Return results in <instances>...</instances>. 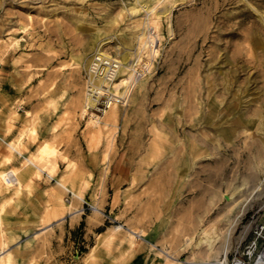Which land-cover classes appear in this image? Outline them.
Segmentation results:
<instances>
[{
  "label": "rangeland",
  "instance_id": "obj_1",
  "mask_svg": "<svg viewBox=\"0 0 264 264\" xmlns=\"http://www.w3.org/2000/svg\"><path fill=\"white\" fill-rule=\"evenodd\" d=\"M136 1L0 0V172L24 163L7 146L19 138L24 156L47 142L55 165L18 192L0 183L9 264H251L264 244L243 230L264 219V0H184L159 17L128 104L93 127L83 63L105 44L130 65L147 17ZM234 186L257 188L225 213ZM53 195L73 213L51 224ZM204 228L220 233L215 252L195 246Z\"/></svg>",
  "mask_w": 264,
  "mask_h": 264
},
{
  "label": "bare ground",
  "instance_id": "obj_2",
  "mask_svg": "<svg viewBox=\"0 0 264 264\" xmlns=\"http://www.w3.org/2000/svg\"><path fill=\"white\" fill-rule=\"evenodd\" d=\"M142 1L144 2L143 4H141ZM155 2H156V5H154ZM183 2H184V0H141L140 2L136 1L134 3V6L131 7V11L128 9L130 14L137 15L140 12L139 10H141L145 13V15L147 17H145L146 22L143 23L144 32L142 31L141 34L137 36L138 47L136 48V52L134 53V57H132V59L130 58L131 59L130 65L128 64V62H124V61L118 59V61L120 63V67H119V70H118L115 78L111 82H106L102 78H96L95 79V86L98 88H101V86H106L109 88L111 86L117 87V86L124 85V84L126 85L128 83V81H130L133 78L135 66L137 64H139L143 59H145V61L142 64H147V66H149L151 63L150 59H153V57H155L157 55L158 48H159V45H158V43H159V36L158 35L159 34L155 33L157 30V24H158L159 17L169 18L170 14L172 13V10L178 4H181ZM138 7H140V8L138 9ZM258 18H259V20L264 22V16H262L261 13L258 15ZM170 30L171 29L169 26L168 31H170ZM108 40H106V41H108ZM103 45H105V44H102V46L97 48L94 51V53H92V55L90 57L85 59L83 65H84V69H85L86 73L89 70V66H90L91 60H92L94 55L100 54V55H104V56H109V54L102 51ZM96 98H97V96H95L93 101H96ZM77 105H79V104H77ZM84 112H85V109H84ZM80 116H81V114H80ZM83 116H84V114H83ZM87 116H88V120L91 122L92 126L97 127L100 124L101 120H104V123L109 122V121H115L117 118V107H115V106L111 107L109 110H107L105 112V114L103 116L92 115L89 113L87 114ZM259 122H261V120ZM201 142H202L201 145L205 144L204 143L205 141H201ZM262 145H264V140H262ZM7 146L9 147L10 150L19 154V156L23 157L24 163H22V165L19 168L12 167L8 171L0 172V183L2 185H5V188L9 189L10 187H15V190H16L15 192H18L21 190L23 184L30 183L35 178H37V179L40 178V176L43 173L46 174L49 178L53 177L54 169H55V165L52 162V157L54 156V148L52 146H50L47 142L40 145L37 152L34 154H31V156H24L23 155V152L21 149V146H22V139L21 138L17 139L16 141H12V142L8 143ZM191 150H192V160L195 162L200 156L201 148L198 146V144H192ZM7 153H8V155L6 154L7 156H5V161L9 162L11 152L7 151ZM262 164H264V163H262ZM261 170H262V172H264V169H261ZM201 172L202 171H198V168L196 167L192 174H194L195 176L198 177V174ZM56 184L60 187V189L62 188V190H68L65 187V185L57 179H56ZM231 187L233 188V186H231ZM256 188H257L256 186H254V187L252 186L250 188L251 192L249 191L250 192L249 194L247 192L240 193V191H239L240 188L238 186H236L231 192L228 190L230 193H228L225 196H222L223 198L220 199V200L223 199V201H224L225 206L224 205L223 206L225 209L224 210L225 213L226 212L229 213V211L235 205H237L240 202H242V206H243V204H245V202L248 201L250 195H252V193L254 192V190H256ZM228 189H229V187H228ZM72 195L75 198L80 199V195L78 196V194L73 193V192H72ZM53 201L57 203L56 207L54 209H52V211L49 209L46 210V214L51 213V215H52L53 220H52V222H50L51 224L53 222L61 221L64 219L65 215H71L73 213V212H71V210H72L71 205L72 204L65 203V200L58 197L57 195H53ZM65 212H66V214H65ZM225 213H223L222 215H224ZM240 215H241V211L234 217V219L233 218L232 219L231 218L225 219L223 226H225V227L227 226L229 229V227L231 225H234L236 223V221H237L236 218H238V216H240ZM50 223H47L45 226L50 225ZM251 225H253L255 227V229L259 230V232H261V235H264V219H260L254 223L252 222L251 224L246 225L243 229L244 233L246 230H248L251 227ZM112 229L114 232H116L119 230L121 231L122 228L119 226H115ZM127 232L129 233L130 236L134 237L135 239H137V237L139 236V235H137V233L135 231H133L131 229H127ZM200 235H202V236H201V238H199V241H197L195 246L199 247V246L204 245V248H205L204 251L215 252L212 250L215 249V245H216L215 243H216V241L218 242L217 236L220 235V233L219 234L216 233L215 235L209 236L206 232V228H204L201 231ZM6 244L7 243L4 240L1 241V243H0V264H9L11 261L10 253L6 251ZM151 246L154 247L155 245H151ZM256 252L258 254L256 253L257 256L251 264H264V244H262L256 250ZM163 253L166 254V257L172 258L171 260H173V257L171 255L167 254L166 251H163ZM4 256H6L5 260H3ZM191 263H193V262H191ZM200 263H202V262H200ZM205 263H207V262H205ZM219 264H224V263L220 262Z\"/></svg>",
  "mask_w": 264,
  "mask_h": 264
},
{
  "label": "built area",
  "instance_id": "obj_3",
  "mask_svg": "<svg viewBox=\"0 0 264 264\" xmlns=\"http://www.w3.org/2000/svg\"><path fill=\"white\" fill-rule=\"evenodd\" d=\"M142 63L135 66L133 78L126 85L98 88L95 86V79L102 78L106 82H111L119 70L120 63L110 55H94L85 76V111L92 115L103 116L113 106L125 107L129 101L132 80L140 79L149 67ZM95 96H97L96 101H93Z\"/></svg>",
  "mask_w": 264,
  "mask_h": 264
}]
</instances>
